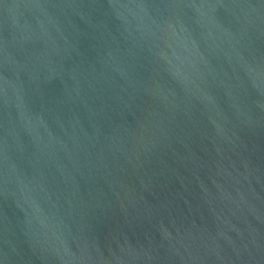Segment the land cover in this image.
Listing matches in <instances>:
<instances>
[{
  "label": "water",
  "instance_id": "water-1",
  "mask_svg": "<svg viewBox=\"0 0 264 264\" xmlns=\"http://www.w3.org/2000/svg\"><path fill=\"white\" fill-rule=\"evenodd\" d=\"M0 264H264V0H0Z\"/></svg>",
  "mask_w": 264,
  "mask_h": 264
}]
</instances>
